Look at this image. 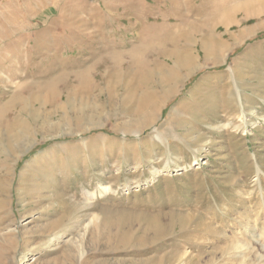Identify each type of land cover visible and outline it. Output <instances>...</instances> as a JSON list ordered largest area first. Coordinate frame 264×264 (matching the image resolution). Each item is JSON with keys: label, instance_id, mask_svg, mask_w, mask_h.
<instances>
[{"label": "rangeland", "instance_id": "374dc122", "mask_svg": "<svg viewBox=\"0 0 264 264\" xmlns=\"http://www.w3.org/2000/svg\"><path fill=\"white\" fill-rule=\"evenodd\" d=\"M234 4L264 0H0V264H264V14Z\"/></svg>", "mask_w": 264, "mask_h": 264}, {"label": "bare ground", "instance_id": "6f19581e", "mask_svg": "<svg viewBox=\"0 0 264 264\" xmlns=\"http://www.w3.org/2000/svg\"><path fill=\"white\" fill-rule=\"evenodd\" d=\"M219 7H220V5H215V6L210 7L209 9L211 11H217V9ZM232 9H241L247 16L252 14V13H255L257 15L264 14V7L262 9H259V10H253L254 8H252L248 4H244V5L237 4ZM184 20L185 19H183V21ZM214 20H210V22H212V21L218 22L219 18H214ZM200 46H202V49L204 51V60L205 61L210 60L211 57L214 55H218V53H217L218 49H217L215 44L208 43V41L203 40L201 42ZM165 56L167 57V60H166L167 67L165 65L161 64L160 71H162V72H159V70H156L155 68H152V69L149 68V70L151 72L148 74V76H150L151 83H152V85H151L152 89L150 92L151 93V95H150V100H151L150 102L151 103L158 101V100H156L155 97H153V96H156V94L160 100L165 99L170 94H172L175 91L177 85L184 79V77L188 74V72H190V70L192 68H194V63H195L194 57L193 58H191L190 56L187 57L186 55L183 54L181 49H180V51L177 50L176 52H168L167 54H165ZM169 65H173V67H169ZM127 68H129V67H127ZM117 71H119V70L117 69ZM181 71H183V72H181ZM120 72H121V70H120ZM121 73H123V72H121ZM135 76H137V75H135ZM158 94H160V95H158ZM152 99L154 100L153 102H152ZM145 113H147V112H145ZM78 115L82 118V116H83L82 111H80V114H78ZM137 131L139 132V129L134 130V133H138ZM103 189L106 192L108 190V187L103 186Z\"/></svg>", "mask_w": 264, "mask_h": 264}]
</instances>
